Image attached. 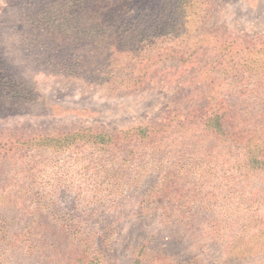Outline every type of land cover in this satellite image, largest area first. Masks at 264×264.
Returning a JSON list of instances; mask_svg holds the SVG:
<instances>
[{
	"label": "rangeland",
	"instance_id": "rangeland-1",
	"mask_svg": "<svg viewBox=\"0 0 264 264\" xmlns=\"http://www.w3.org/2000/svg\"><path fill=\"white\" fill-rule=\"evenodd\" d=\"M258 43L264 0H0V264H264Z\"/></svg>",
	"mask_w": 264,
	"mask_h": 264
},
{
	"label": "trees",
	"instance_id": "trees-1",
	"mask_svg": "<svg viewBox=\"0 0 264 264\" xmlns=\"http://www.w3.org/2000/svg\"><path fill=\"white\" fill-rule=\"evenodd\" d=\"M264 43H258V45H254L255 48H258V46L260 47V49H258V51H261V46H263ZM216 47L212 48V49H215ZM220 50L218 52H212V54H214L216 57H219L220 55H226L227 51V46H221L219 47ZM249 64V63H248ZM250 65V64H249ZM240 64L238 65L237 68H239ZM245 67H249L248 65H245L244 66V69ZM235 71L238 72V69H235ZM240 71V70H239ZM261 76L258 77L257 80H254L253 82H251L252 78L251 77H247L246 79H241V83L242 85L240 86V91L243 92L244 90H247V88L250 86V84L254 83V85H257V88L259 89L260 86L259 84H262L261 82L259 83V78ZM234 83V82H233ZM238 84V83H237ZM232 90L234 91H237V89L231 87ZM258 89H255V90H258ZM234 118H228L227 115L225 114H220L218 112H214L213 116H211L207 121H206V125L207 124H210L213 128L214 131H216L217 133H220V132H223V131H226L228 129V125L230 124H234L233 123V120ZM139 129H141V127H138ZM132 129H129L128 132H130ZM231 131H235V130H232ZM104 134V133H103ZM107 135V134H106ZM260 154V152L257 153V155ZM253 158V155L252 153L249 152L248 154V158ZM255 159V162H257V160L259 158H253Z\"/></svg>",
	"mask_w": 264,
	"mask_h": 264
}]
</instances>
